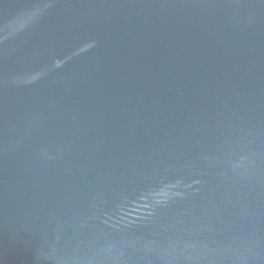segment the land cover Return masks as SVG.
I'll use <instances>...</instances> for the list:
<instances>
[{
    "label": "water",
    "instance_id": "1",
    "mask_svg": "<svg viewBox=\"0 0 264 264\" xmlns=\"http://www.w3.org/2000/svg\"><path fill=\"white\" fill-rule=\"evenodd\" d=\"M0 264H264V0H0Z\"/></svg>",
    "mask_w": 264,
    "mask_h": 264
}]
</instances>
